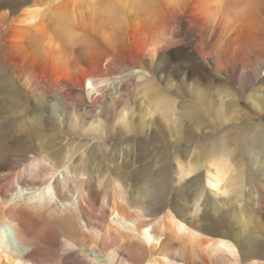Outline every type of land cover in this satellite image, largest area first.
<instances>
[{"label": "bare ground", "instance_id": "1", "mask_svg": "<svg viewBox=\"0 0 264 264\" xmlns=\"http://www.w3.org/2000/svg\"><path fill=\"white\" fill-rule=\"evenodd\" d=\"M215 78L261 92L243 122L264 113V0H0V264H264L259 152L247 192L238 154L192 150L171 183L167 165L139 171L151 188L135 196L86 152L53 156L63 131L125 137L154 117L180 140L175 90L206 110Z\"/></svg>", "mask_w": 264, "mask_h": 264}, {"label": "rangeland", "instance_id": "2", "mask_svg": "<svg viewBox=\"0 0 264 264\" xmlns=\"http://www.w3.org/2000/svg\"><path fill=\"white\" fill-rule=\"evenodd\" d=\"M214 81L218 82L216 84L218 87L208 93L206 99L208 103L205 105L207 111L204 110L202 104L195 101L189 94L182 93L183 89L181 91L175 90V93L180 94L176 102L178 111L182 113L178 119L182 120V130L184 131L180 140L173 138L172 133L162 125L161 121L154 117L143 134H127L125 137L110 135L103 140H89L80 137L78 134L71 135V132L63 131V137L61 138L64 151L63 153L59 152V148H57L53 151L55 152L53 156L59 159L66 153V147L75 149V159L86 152L85 160L88 168L98 167L101 174L115 180L117 176L121 175L124 192L128 196H135V194L145 192L151 188V186L148 188L145 180L137 177L139 171L146 170L153 173L158 170L157 168L167 165V169H170L171 183L175 178V156L177 154H182L185 157L184 159H187L190 158L192 150H198L208 155L210 153L216 155L221 151L227 153L228 150H231L235 156L237 154L240 156L241 169L244 174L243 182L247 192L249 185L251 186L249 181L253 177V159L251 158L253 151L259 152L262 155V162H264V136H260L262 132L264 133V113L260 115L259 119L255 117V120L251 119L243 122L241 118L245 110L251 111L246 98L260 95L261 92L255 91L253 86L241 88L238 84H226L219 82L216 78ZM222 105L225 110L231 113L236 106L242 110L238 117H234L235 121L223 125L214 118L215 110ZM189 111H195L196 113L189 117L185 115ZM34 114L39 113L33 108L26 113L28 119L24 121L34 125ZM53 122L57 124L55 119ZM28 131H30V128L26 129V133ZM40 133L34 131L30 133L29 139L33 146L38 147L42 142H48L47 138L44 139L43 136H40L45 135V132ZM191 136L193 137L191 138ZM234 161L237 164V160ZM170 193L171 205L173 197L180 200L175 188ZM223 200L224 198H216L218 204ZM229 203V207L235 208V211L240 207L234 199L229 200ZM229 207H225L224 210L229 211ZM47 240L58 243L60 239L56 236V231L52 230L47 235Z\"/></svg>", "mask_w": 264, "mask_h": 264}]
</instances>
